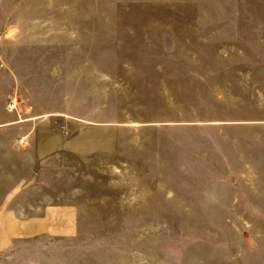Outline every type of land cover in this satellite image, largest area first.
<instances>
[{
  "label": "rangeland",
  "instance_id": "1",
  "mask_svg": "<svg viewBox=\"0 0 264 264\" xmlns=\"http://www.w3.org/2000/svg\"><path fill=\"white\" fill-rule=\"evenodd\" d=\"M250 115L264 0H0V264H264V213L216 203Z\"/></svg>",
  "mask_w": 264,
  "mask_h": 264
},
{
  "label": "crops",
  "instance_id": "2",
  "mask_svg": "<svg viewBox=\"0 0 264 264\" xmlns=\"http://www.w3.org/2000/svg\"><path fill=\"white\" fill-rule=\"evenodd\" d=\"M246 120L248 121H244L245 123H250V133L264 134V118H256L250 115V120ZM40 134L41 132L36 130L28 132L26 145L22 148L13 147L14 152L12 154L21 155L22 163L26 162L43 169L46 158L65 149V141L55 138L54 134L46 135V132ZM258 143H261L262 146L257 147ZM250 145V156L245 161H239V158H231L227 162L225 160L227 157H223L224 154H220V158L215 159V164L221 163L218 166L219 173L223 175L221 179L226 183L225 187L229 188L231 192L225 195L224 200L216 201V203H222L218 205L224 206L222 211L264 213V139L256 144L250 143ZM6 148L11 149V146ZM179 157L185 159V156ZM198 162L205 163L200 159ZM39 173L38 171L33 172L32 177L28 178L27 181L35 180L38 182L40 180Z\"/></svg>",
  "mask_w": 264,
  "mask_h": 264
}]
</instances>
